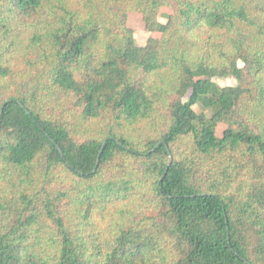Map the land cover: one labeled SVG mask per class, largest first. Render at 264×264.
<instances>
[{
	"label": "trees",
	"instance_id": "16d2710c",
	"mask_svg": "<svg viewBox=\"0 0 264 264\" xmlns=\"http://www.w3.org/2000/svg\"><path fill=\"white\" fill-rule=\"evenodd\" d=\"M130 12L154 34L145 47ZM42 67L81 119L124 129L166 112V129L79 143L34 94L1 101L0 264H264V0H0V83ZM42 155L84 184L34 192Z\"/></svg>",
	"mask_w": 264,
	"mask_h": 264
},
{
	"label": "rangeland",
	"instance_id": "374dc122",
	"mask_svg": "<svg viewBox=\"0 0 264 264\" xmlns=\"http://www.w3.org/2000/svg\"><path fill=\"white\" fill-rule=\"evenodd\" d=\"M164 12L169 13L167 9H164ZM160 20L166 23L165 18H161ZM128 26L134 31L136 45L139 47L147 46L150 39L154 36V34L146 30L143 17L137 13H129ZM22 33L23 35H27L26 32ZM6 57L16 60L14 55L13 57L9 55ZM170 77L169 74H160L152 77L150 81L156 85L170 83ZM215 82L222 88L237 87L239 85L238 81L232 77L215 79ZM33 94L35 96V102L33 103L36 108L40 109L46 118L66 123L73 138L79 143H84L89 140L104 141L112 135L118 137L125 136L134 142H141L145 138L159 139L162 132L166 129V112L161 118H157L151 123L140 124L135 127H125L124 129H120L111 116L91 121L81 119V110H76L75 100L73 98L59 95L51 91L43 67L36 70L34 74L25 81L11 82L8 84L0 83V102L7 97L14 96L32 98ZM194 109L198 114H205L208 117L212 116V112L201 105H197ZM227 128L228 126L225 124L219 125L217 129L218 136L223 137ZM191 146V140L184 139L178 144L175 152L177 155L189 156L191 154ZM214 167L215 164H212V162L207 163L206 167L202 170L205 178L208 177L207 173L210 172L211 169L214 170ZM1 169L3 171L0 174L4 176V171L7 169L5 167H1ZM46 169V155H42L35 164L34 185L32 186L34 192H40L43 189H47L50 193H57L59 191L66 192L84 184L64 167L58 168L52 173H47ZM106 177L113 178L112 173L106 174ZM0 187L9 192V187L6 182L0 180ZM16 195L17 193L14 197ZM8 218L9 215L2 216L0 219L3 221L2 223H4V220ZM111 218L112 216L109 215L105 217L100 216L98 218V223L101 227H106Z\"/></svg>",
	"mask_w": 264,
	"mask_h": 264
}]
</instances>
